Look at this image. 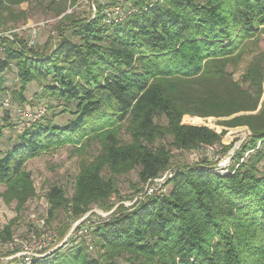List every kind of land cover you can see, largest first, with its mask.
Listing matches in <instances>:
<instances>
[{"label": "trees", "instance_id": "16d2710c", "mask_svg": "<svg viewBox=\"0 0 264 264\" xmlns=\"http://www.w3.org/2000/svg\"><path fill=\"white\" fill-rule=\"evenodd\" d=\"M30 1L0 0V23L6 27L14 8ZM117 3L136 13L115 25L104 22L102 9L94 19L66 15L52 47L47 43L39 51L14 38L3 48L0 101L7 92L4 75L15 66L20 88L14 100L26 104L25 93L35 83L42 91L38 99L47 102L40 106L52 112L26 128L11 151L0 153L6 201L21 209L34 196L25 169L30 160L65 145L83 147L91 138L103 152L83 164L73 197L58 187L48 194L53 209L70 207L76 218L94 206L112 210L118 177L140 168L146 184L169 171L173 150L223 145L228 129L248 128L250 136L225 169L204 163L178 168L163 196L121 207L96 224L99 259L89 257L80 239L33 264H264V52L243 75L248 88L230 69L264 34V0L110 5ZM62 103V113L75 116L65 126L54 123ZM186 117L217 119L222 130L185 124ZM123 128L131 135L127 145L118 138ZM1 237L11 238L9 227Z\"/></svg>", "mask_w": 264, "mask_h": 264}, {"label": "rangeland", "instance_id": "374dc122", "mask_svg": "<svg viewBox=\"0 0 264 264\" xmlns=\"http://www.w3.org/2000/svg\"><path fill=\"white\" fill-rule=\"evenodd\" d=\"M54 1V4L51 2ZM94 1L96 8L100 11L104 6L123 0H31L29 3L14 8L13 16L8 20V24L4 27L0 23V33H10L16 39L30 40L37 31L36 49L42 51L47 43H51L52 47L58 37L57 28L60 26L66 15L73 16L75 19H89L93 15L92 2ZM89 2V3H88ZM58 10H64V13L58 15ZM10 39L3 38L0 40V46L6 48V44L10 43ZM35 48V47H34ZM264 52V34L260 42L250 44L243 62L238 68H230L236 80H238L245 88L248 85L243 83V75L254 57ZM5 52L0 53V59L5 57ZM7 83V92L2 96L0 101V153L5 155L11 151L16 144L19 143L20 136L25 131L23 117H20L19 110H35L41 104H47L45 100H39L41 90L35 83L28 87L25 93L27 103L22 105L14 100V92H18L20 82L18 79V71L15 66L11 70L6 71L5 75ZM3 97L12 101L10 107H5ZM56 104V103H55ZM65 104L56 107L54 114L57 117L54 123L65 126L69 124L75 116L72 113H62ZM73 111V109H71ZM52 112L48 110L46 117H51ZM214 118H184V123L195 126H206L218 131L222 130ZM44 122V121H41ZM161 123H166L163 119ZM248 128L228 129L223 139V145L214 146L217 152L214 155L207 154L206 148L198 151H178L173 150L170 164L171 171L187 165L208 164L217 167L216 170L225 169L230 165V156H234L235 152L249 137ZM122 144L131 143V135L126 128H123L118 135ZM171 138L165 141V144L171 143ZM160 144V143H159ZM230 149L226 150L225 148ZM103 144L98 139H88L83 147H73L65 145L63 147L52 149L40 157L30 160L26 164V171L31 174L35 194L27 200L21 209H18V202L8 203L5 199L6 187L0 185V264H10L5 258L11 256L8 244L15 238L25 239L31 235L40 236L44 233L56 234L58 236L57 250L66 245L70 240L81 242L73 233V229L81 218H76L70 207H60L53 209L48 200L49 192L58 187L63 190L66 198L71 199L74 195L75 180L79 175L83 164H89L102 154ZM226 167H220L219 165ZM140 168L131 171L129 174L117 178V190L109 205L112 210L103 207L94 206L88 212L91 214L90 222L98 224L108 219L119 208H131L139 198L145 195V184L139 180ZM107 172L104 177H108ZM53 212V213H51ZM86 213V214H88ZM99 213L107 217H102ZM85 214V215H86ZM39 220L45 221V226L38 224ZM10 228L11 238L8 241L2 239V234L6 228ZM88 255L90 258L99 259L101 249L97 243V237L94 234V244L88 247ZM12 264V263H11ZM118 264H128L123 260H119Z\"/></svg>", "mask_w": 264, "mask_h": 264}, {"label": "built area", "instance_id": "2783aa9c", "mask_svg": "<svg viewBox=\"0 0 264 264\" xmlns=\"http://www.w3.org/2000/svg\"><path fill=\"white\" fill-rule=\"evenodd\" d=\"M60 1V0H57ZM89 3V2H88ZM93 15L92 19L96 18L100 11L96 8L94 1L92 2ZM136 13V9L133 6L126 5L125 3H117L111 6H104L101 10V14L104 17V22L107 25H115L122 23L128 17L132 16ZM37 31H35V35L31 37L29 40V47H33L36 44ZM7 38L10 40H14L10 33H0V39ZM3 48L0 46V53L3 52ZM12 105V101L9 98H5L4 106L10 107ZM47 110L45 106H39L35 110H19L20 117H23L25 122L24 127L29 128L34 123L38 122L42 119V117L46 114ZM250 136V135H249ZM207 154L214 155L217 150L214 146L205 147ZM232 155L230 156V160ZM219 165L220 167H226ZM174 176L173 171H167L161 176L149 180L145 184V195L141 196L139 200H143L147 197L154 196H163L167 189L166 184L168 180H170ZM102 217H107L104 214H100ZM91 214L88 213L84 215L83 218L77 222L73 229V233L81 240H83L88 247H91L94 244V227L95 223L90 222ZM38 224L41 227L45 226L44 220H39ZM58 246V236L56 234H48L44 233L40 236L31 235L25 239L15 238L8 244L9 252L12 254L11 256L5 258L7 262L18 261L19 264H33L36 261H41L47 256L51 255Z\"/></svg>", "mask_w": 264, "mask_h": 264}]
</instances>
